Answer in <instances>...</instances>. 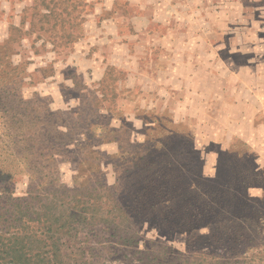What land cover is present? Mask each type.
<instances>
[{
  "label": "rangeland",
  "instance_id": "rangeland-1",
  "mask_svg": "<svg viewBox=\"0 0 264 264\" xmlns=\"http://www.w3.org/2000/svg\"><path fill=\"white\" fill-rule=\"evenodd\" d=\"M0 164L97 187L59 264H264V0H0Z\"/></svg>",
  "mask_w": 264,
  "mask_h": 264
},
{
  "label": "trees",
  "instance_id": "trees-1",
  "mask_svg": "<svg viewBox=\"0 0 264 264\" xmlns=\"http://www.w3.org/2000/svg\"><path fill=\"white\" fill-rule=\"evenodd\" d=\"M20 162L37 167L35 162ZM10 169L13 168L0 164V264H59L62 235L67 236L74 231L76 235L85 232L89 238L96 235L98 217L89 216L90 210L97 209L92 203L96 186L89 187L90 183L86 182L76 190L67 189L63 183H58L59 177L54 170L48 176L32 175L28 193L15 196ZM189 179L193 180L191 176ZM171 181L172 178L161 179L164 184ZM69 191L73 193L68 195ZM170 194L165 191L162 197ZM60 196L70 198L64 200ZM131 240L136 243L134 236L125 239L129 243Z\"/></svg>",
  "mask_w": 264,
  "mask_h": 264
},
{
  "label": "crops",
  "instance_id": "crops-1",
  "mask_svg": "<svg viewBox=\"0 0 264 264\" xmlns=\"http://www.w3.org/2000/svg\"><path fill=\"white\" fill-rule=\"evenodd\" d=\"M240 104L241 103H239V102H234V105L232 106V108L236 109V108H238L240 106ZM221 113L225 115V110H223ZM236 117H238L239 120L241 119V121H242L241 115H237ZM232 120H234V117H231L229 121H232ZM239 120H237V121H239ZM238 127L240 128L239 130H243L240 126H238Z\"/></svg>",
  "mask_w": 264,
  "mask_h": 264
}]
</instances>
